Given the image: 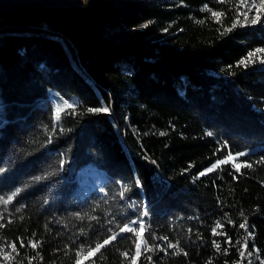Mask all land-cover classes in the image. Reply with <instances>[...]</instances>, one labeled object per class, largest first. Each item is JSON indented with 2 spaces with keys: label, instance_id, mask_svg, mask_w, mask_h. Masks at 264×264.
Masks as SVG:
<instances>
[{
  "label": "trees",
  "instance_id": "16d2710c",
  "mask_svg": "<svg viewBox=\"0 0 264 264\" xmlns=\"http://www.w3.org/2000/svg\"><path fill=\"white\" fill-rule=\"evenodd\" d=\"M250 5L90 0L0 11V197L20 190L0 202L9 253L0 264H131L134 233L90 258L88 249L138 218L153 251L142 247L137 264L264 260V53L248 57L264 48V26L240 20ZM105 28L132 32L112 40ZM63 100L75 107L57 121ZM229 153L235 163L198 175ZM164 236L182 251H160Z\"/></svg>",
  "mask_w": 264,
  "mask_h": 264
},
{
  "label": "snow or ice",
  "instance_id": "6c2138e0",
  "mask_svg": "<svg viewBox=\"0 0 264 264\" xmlns=\"http://www.w3.org/2000/svg\"><path fill=\"white\" fill-rule=\"evenodd\" d=\"M242 2L246 3L247 0H242ZM206 7L207 6H205V8ZM253 10L255 11V16L253 18H249L248 12L249 11H253ZM211 15L213 17L219 18L222 14L219 13V12L213 11L211 13ZM243 16H244V19H245V21L247 23H250V24H253V25L257 24L258 22L259 23H264V20L261 19L262 16H264V0H251V5L249 6L248 10L243 13ZM238 23H239V17H237V20H235L233 22L232 28H235ZM146 26H147V24H144V25H141L140 27H146ZM241 26H243V25H241ZM232 28H228L225 31L226 32L231 31ZM255 53H264V48H258V49H255L254 52H249L248 53V57L249 58L252 57L253 55H255ZM252 62L253 61L251 59H248L247 61L242 59L238 63L242 64L244 66H247L248 64H250ZM260 62L264 63V58H260ZM63 107H66L68 109H74L75 106L73 104H70L68 100H63L62 101V105L61 104H57L56 107H55V119L57 121H59L61 119L60 113H61ZM87 111H89V112H107V111H109V109L108 108H89V109H87ZM161 135H163V133H161ZM207 135L211 136V135H213V133L212 132H208ZM50 142H51V139H49V143ZM226 146L227 145H225V147ZM245 155H246V153H244V152L236 153V157L245 156ZM232 159H233V155L231 153H229V155L227 157H225L223 160H217L216 163H214L210 168H208L205 171L200 172L198 175L203 176V175L206 174V172H211L218 165L227 164ZM261 162H264V159H262L261 161H257V163H261ZM60 163H61V165H63L64 161L61 160ZM246 166L247 167H251L252 165L248 164ZM233 168L235 169L236 172H240L241 166L239 164H233ZM35 179L39 180V179H41V177H36ZM136 186H138V187L142 186V184H141V182L139 180L136 181ZM19 191L20 190L17 189V191L15 193H13L12 195H9L7 197V199H4V198L0 197V202H2L4 204H8L13 199L14 196L19 194ZM101 191H103V189H101ZM123 194L124 193L122 192L121 195H123ZM16 211L19 212L20 208H17ZM74 215L76 216L77 219H83L84 218V217H82L80 215V213H74ZM141 215L142 216H146L147 212L142 213ZM88 219L89 220H95L96 217L95 216H89ZM229 223H231V221H229ZM130 224L131 225L139 224V231H137V229L134 226H130ZM239 227L242 228V229L247 230L246 223H241L239 225ZM109 231H111V229H109ZM144 231H145V226H144V223H143L142 219L138 218L136 220H132L130 223H125L123 225V227H121L119 229V232H113L112 235L108 236L102 242L96 243L95 247H90L88 249V257L90 258L92 256H95L97 253H99L101 251V249H103L107 245H109L121 233L128 232V233H134L135 236H136V243H135L136 252H135V255L131 256V264H137L138 258H140L141 255H142L140 238H141L142 233H144ZM81 232L83 233V229L81 230ZM212 232L215 235L216 234V228H213ZM251 235H252V233H249V236H251ZM152 239H156V237L153 236ZM160 239H162V240L167 242V247L166 248H161L159 245L156 246L160 251H167V249H176V252H174L173 254H178L179 252L182 251V249L178 248L177 244H173L171 241H169L167 236L160 237ZM37 243L38 242L28 241V245L31 246L33 249H35L37 247ZM228 243H231V241L229 240ZM213 244L217 248V250L220 249V245L217 244L215 241H213ZM24 246H25V244H24L23 240H21L20 247L23 248ZM9 247H11L14 252L17 251L15 243H12L11 245H9ZM245 247H246V243H245ZM81 248H83V246H81ZM143 251L144 252H149V251H153V249H151L148 246V244L145 242ZM226 251H227V249H225V252ZM0 253L3 254L5 260H7L9 258V253L6 252L3 247H0ZM239 254L241 256H244L245 252L244 251H240ZM247 254L251 255L252 253L248 252ZM76 255H77V257H79L80 256V251H77ZM123 255L127 257L128 253H123ZM257 258L259 259V257H257ZM149 259H151V257H149ZM75 264H81V261H80L79 258L76 260ZM260 264H264V260H261Z\"/></svg>",
  "mask_w": 264,
  "mask_h": 264
},
{
  "label": "water",
  "instance_id": "95a60500",
  "mask_svg": "<svg viewBox=\"0 0 264 264\" xmlns=\"http://www.w3.org/2000/svg\"><path fill=\"white\" fill-rule=\"evenodd\" d=\"M79 0H0V11L31 7L61 8L79 4Z\"/></svg>",
  "mask_w": 264,
  "mask_h": 264
},
{
  "label": "rangeland",
  "instance_id": "374dc122",
  "mask_svg": "<svg viewBox=\"0 0 264 264\" xmlns=\"http://www.w3.org/2000/svg\"><path fill=\"white\" fill-rule=\"evenodd\" d=\"M89 1L90 0H79L78 2H79V4H82V3L83 4H87V3H89ZM247 10H248V8L245 9L242 12V15L240 17V20L241 21L246 22L245 19H244L243 13L245 11H247ZM248 16H249V18H253L255 16V11L254 10L253 11H249L248 12ZM262 20H264V19H262ZM257 24H261L262 26H264V23H259L258 22ZM257 24H255V25H257ZM251 25L252 26H255L253 24H251ZM131 32H132V30H130V29H123L122 30V29H115V28H105V35H106V37L108 39H112V40L126 39ZM231 161L235 163V160L232 159ZM140 243H141V248L144 247V245H143V238L140 240Z\"/></svg>",
  "mask_w": 264,
  "mask_h": 264
}]
</instances>
